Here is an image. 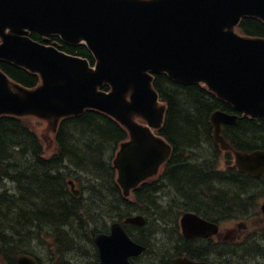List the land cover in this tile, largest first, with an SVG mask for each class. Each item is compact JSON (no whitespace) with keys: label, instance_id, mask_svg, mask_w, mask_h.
<instances>
[{"label":"water","instance_id":"water-1","mask_svg":"<svg viewBox=\"0 0 264 264\" xmlns=\"http://www.w3.org/2000/svg\"><path fill=\"white\" fill-rule=\"evenodd\" d=\"M247 16L264 20V0H0V60L42 78L41 86L29 90L0 70V116L34 115L57 122L94 109L113 117L131 137L114 161L128 194L170 154V146L151 132L162 125L165 112L158 106L152 74L167 73L183 84L204 82L237 111L264 119V39L235 32ZM30 32L85 44L95 66L32 40ZM104 84L110 92L99 90ZM133 116H141L148 126ZM237 119L222 111L211 115L213 137L224 150L232 147L222 136L223 125ZM235 155L242 172L264 175V151ZM126 223L143 220L135 217ZM182 227L187 238L218 231L193 214L183 217ZM112 231L95 238L100 264H128V257L143 247L131 242L120 225ZM176 263L197 264L187 259ZM17 264L38 262L22 255Z\"/></svg>","mask_w":264,"mask_h":264},{"label":"trees","instance_id":"trees-1","mask_svg":"<svg viewBox=\"0 0 264 264\" xmlns=\"http://www.w3.org/2000/svg\"><path fill=\"white\" fill-rule=\"evenodd\" d=\"M240 30L247 36L264 38V22L260 19L242 20ZM31 38L59 46L61 50L87 58L94 64L85 45L70 46L56 36L46 40L35 32L31 33ZM0 69L24 87L32 89L40 84L38 75L12 63L0 61ZM154 86L167 105L160 134L173 147L168 164L175 166V181L173 173L170 181L188 191V194H195L197 186L202 184L199 178L201 172L195 165L191 166L192 170H179H183L181 166H187L190 161L201 163L196 162L200 156L194 158L193 155L197 156L199 152L202 156L203 148L213 146L209 121L211 113L216 110L232 113L234 110L201 85L182 86L166 75H159L155 78ZM104 89L107 90L108 86ZM30 119L32 117L0 118V264H16L22 254L36 257L40 264H72L70 252L80 248V232L83 230L80 224L84 214L92 217L99 208L83 206V199L69 191L67 179L83 183L85 176L79 174L83 172L88 180H96L98 183L93 182L88 189L97 202V196L101 194L99 183L113 180L112 160L119 145L128 139V133L107 115L87 110L78 117L60 122L55 135L57 150L47 157ZM224 134L236 150H264V122L259 119L241 118L237 124L225 127ZM230 183L233 214L243 215L254 203L252 190L259 183L264 184V178L257 181L252 176L233 170ZM221 192L213 196L212 203L200 202L193 197V204L198 203L197 207L204 215L218 219L227 203L223 190ZM118 195L119 203L127 210L125 205L128 204L122 198L121 191ZM250 240L244 251L236 248L234 253L242 252L245 257L264 256L259 240ZM39 241L45 243L51 252L47 256V263L35 252L33 244ZM225 251H216L220 253L216 259L219 264H245L240 257ZM247 259L246 264L250 262ZM149 264L155 263L152 260Z\"/></svg>","mask_w":264,"mask_h":264},{"label":"flooded vegetation","instance_id":"flooded-vegetation-1","mask_svg":"<svg viewBox=\"0 0 264 264\" xmlns=\"http://www.w3.org/2000/svg\"><path fill=\"white\" fill-rule=\"evenodd\" d=\"M192 170V169H188ZM185 171V170H184ZM116 180L112 181H102L103 185H100V191L101 194L97 196V203L96 207L99 208V210L96 211V217L95 220L90 221L88 224H90V227L95 228V232L97 234H105L110 235L112 233V225L113 224H119L123 230L127 233L128 236H130L133 239H137V233L138 237L142 240H146L149 238V233L147 230H144L145 227L133 225V224H125V220L132 215L135 214V212L131 211H123L121 207V203H119V195L118 192L119 187L117 184L110 185V182H115ZM156 181H152L148 185H143L140 187V191L138 195L141 197L142 194L145 193L144 189L149 192L150 194H154V197H159L156 200L164 205L168 200L173 201L174 198L176 199H184V197L190 198L194 194H188V191L183 190L180 187H173V186H167V187H161L157 188L156 185L152 184ZM116 183V182H115ZM152 184V185H151ZM78 187V186H77ZM80 190V189H79ZM83 189L81 188V191ZM70 191V190H69ZM71 192V191H70ZM96 198V197H95ZM190 204H193V200L188 201ZM196 205L198 203H195ZM194 205V204H193ZM230 240V237L226 234H219L217 237H212L209 239H195L192 241H189V245H196V244H202L203 242L207 244L206 248H209V246L213 242H219V244H223L224 242H228ZM89 248L84 250V254L86 255L84 261H82L83 264H94L101 262V251L100 248L96 246L95 243L88 244ZM195 252L205 255L206 253L210 252L209 249L199 252L198 249L194 250ZM196 254V253H195ZM194 257V255H193ZM201 256L197 259L196 257L194 259L199 260ZM130 261L133 264H146V259L134 258L132 257ZM173 263V262H172ZM166 264H169L168 262Z\"/></svg>","mask_w":264,"mask_h":264},{"label":"rangeland","instance_id":"rangeland-1","mask_svg":"<svg viewBox=\"0 0 264 264\" xmlns=\"http://www.w3.org/2000/svg\"><path fill=\"white\" fill-rule=\"evenodd\" d=\"M30 121H31L32 127L35 129V132L42 139V142H43L44 148H45V155L49 156L50 153L53 152L54 146H52L51 141H50L49 136H48V134H49L48 124L42 120H38L35 118L30 119ZM48 140L50 141V143ZM202 154L203 155L201 156V153L198 152L197 156L193 155L194 158L200 156L199 161H196V162H201V163H204L205 161L211 162L212 156H211L210 151L208 149L203 148ZM222 159H224V158H222ZM193 164L196 166L195 162ZM222 164H223V162H222ZM215 168L217 171H221L223 169V166L220 165V167H219L217 164V165H215ZM71 170L73 171V169H71ZM198 170H200L201 173L204 171V169L202 167H199ZM205 170H207V169L205 168ZM8 186H11V185L8 184ZM78 186L80 187V185H78ZM253 193L256 194V191H254V189H253ZM263 199H264V197L263 198L258 197V199L254 200V203L250 206V210L248 212H246L243 215H238V217L235 216V218H232L233 220L221 224V232H223L225 234H228V233L232 234L233 231L237 230L238 224L242 222L246 225V228L243 231L244 234L245 233H247V234L258 233L260 231L263 233L264 232V217H263L262 212H261V204L263 202ZM33 246L35 247L36 254L40 258H42L45 263H47V256L51 254L49 247L45 243H42L40 241L35 242L33 244ZM80 247L84 248V245L81 244ZM157 248H159V247H157ZM158 251L160 252V248L158 249ZM80 257H82V256H80ZM252 264H264V260L259 259L258 261H252Z\"/></svg>","mask_w":264,"mask_h":264}]
</instances>
